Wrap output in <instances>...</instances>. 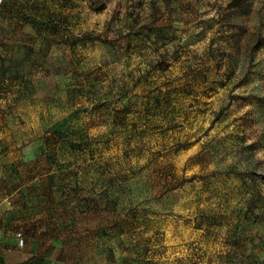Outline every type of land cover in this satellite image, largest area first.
I'll use <instances>...</instances> for the list:
<instances>
[{
    "label": "rangeland",
    "instance_id": "obj_1",
    "mask_svg": "<svg viewBox=\"0 0 264 264\" xmlns=\"http://www.w3.org/2000/svg\"><path fill=\"white\" fill-rule=\"evenodd\" d=\"M53 166L78 264H264V0H0L2 183Z\"/></svg>",
    "mask_w": 264,
    "mask_h": 264
},
{
    "label": "crops",
    "instance_id": "obj_2",
    "mask_svg": "<svg viewBox=\"0 0 264 264\" xmlns=\"http://www.w3.org/2000/svg\"><path fill=\"white\" fill-rule=\"evenodd\" d=\"M62 173L53 166L9 189L2 181L15 176L0 172V264H78L80 224H64Z\"/></svg>",
    "mask_w": 264,
    "mask_h": 264
},
{
    "label": "built area",
    "instance_id": "obj_3",
    "mask_svg": "<svg viewBox=\"0 0 264 264\" xmlns=\"http://www.w3.org/2000/svg\"><path fill=\"white\" fill-rule=\"evenodd\" d=\"M17 237H18L20 246H23V244H24L23 233L22 232H17Z\"/></svg>",
    "mask_w": 264,
    "mask_h": 264
},
{
    "label": "trees",
    "instance_id": "obj_4",
    "mask_svg": "<svg viewBox=\"0 0 264 264\" xmlns=\"http://www.w3.org/2000/svg\"><path fill=\"white\" fill-rule=\"evenodd\" d=\"M168 1V0H167Z\"/></svg>",
    "mask_w": 264,
    "mask_h": 264
}]
</instances>
